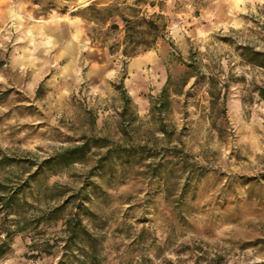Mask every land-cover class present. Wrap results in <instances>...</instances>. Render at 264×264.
<instances>
[{"label": "rangeland", "instance_id": "obj_1", "mask_svg": "<svg viewBox=\"0 0 264 264\" xmlns=\"http://www.w3.org/2000/svg\"><path fill=\"white\" fill-rule=\"evenodd\" d=\"M10 2L0 0V150L16 162L0 163V182H27L20 197L35 208L0 213V240L9 245L0 264H55L58 248L46 255L33 244L63 237L61 223L34 228L30 220L72 195L65 213L80 202L90 212L83 220L101 239L97 264H264V68L242 55L244 47L264 52V0L94 8L89 40L106 73L88 77L83 66L81 83L64 92L58 69L36 51L49 7L24 14ZM150 19L164 29L149 30ZM148 52L154 60L132 74L131 62ZM86 141L82 162L43 166ZM117 144L146 145V153L95 171Z\"/></svg>", "mask_w": 264, "mask_h": 264}, {"label": "trees", "instance_id": "obj_2", "mask_svg": "<svg viewBox=\"0 0 264 264\" xmlns=\"http://www.w3.org/2000/svg\"><path fill=\"white\" fill-rule=\"evenodd\" d=\"M107 9H104L106 11ZM122 21L125 22L126 28H129V20L124 16H121ZM146 23L149 30L157 31L160 29H164L163 25H157L153 20H147ZM151 47V44L148 45ZM243 56L248 61L249 64L259 66L264 68V52L256 51L248 47L243 48ZM3 62H0L2 65ZM40 90V87L38 88ZM257 92L259 97L264 101V86H260L257 88ZM161 98H164L167 102L169 97L167 87L162 90L160 95ZM215 101H219L220 96H216ZM225 107V106H223ZM159 106L156 102H153L152 111H158ZM223 111H225L223 109ZM146 145L139 146H128L124 147L121 145H109L106 146V150L104 154L99 157L96 162V165L93 169L97 172L105 171L109 169L111 172L115 169V167H124L130 166L133 159L136 157L142 158L145 155ZM91 151V147L88 142H83L80 145L66 148L62 152L55 154L43 161V166H47L49 168L52 167H62L67 166L72 163L82 162L86 156ZM0 163L4 162L6 165H11L16 162L15 159L7 158V156L3 155L0 150ZM175 155V154H174ZM153 157V156H148ZM149 165L148 167H150ZM163 166L162 163H158L154 166V172L157 171L158 167ZM35 179H33L34 181ZM88 184L83 186V189L86 188ZM90 185V183H89ZM92 185V184H91ZM30 185L26 182V184H20L16 188H7L3 186L0 182V213H4L7 217L9 215H16V209H18L21 205H26L29 207L35 208L32 204L27 202V200L22 199L20 196L24 192L25 188H29ZM94 188H99L97 185H93ZM74 195L70 196L69 199L66 200L64 204L46 209L39 210L37 216L32 218L30 223L34 228L38 227L41 224L44 225H55L58 222L61 223V231L63 232V237L56 239H42L39 243L33 244L36 246L37 253H44L46 255L52 254V251L55 248L60 250L61 257L55 264H97L98 257L101 247V239L100 236L91 232L84 224L83 217L91 216L90 212L85 208L82 202L78 203L75 206V212L65 213L66 211V203L74 199ZM83 199V198H82ZM22 230H19L20 232ZM11 230L5 228L3 230V234L6 237H10ZM34 243V242H33ZM9 245L7 241L0 240V260L3 256L8 252Z\"/></svg>", "mask_w": 264, "mask_h": 264}, {"label": "crops", "instance_id": "obj_3", "mask_svg": "<svg viewBox=\"0 0 264 264\" xmlns=\"http://www.w3.org/2000/svg\"><path fill=\"white\" fill-rule=\"evenodd\" d=\"M12 8L20 9L24 14L32 10L29 6L46 5V24L37 28V52L45 62V67L57 68L60 90L71 91L76 83H81V68L84 66L91 75L105 74V63L99 62L100 50L91 45L89 12L92 9L106 7L115 0H10ZM15 1V2H13ZM20 2V3H17ZM18 4V6H17ZM20 7V8H18ZM40 36V38H39ZM165 48L163 47V51ZM165 57V54L162 55ZM152 52L134 59L131 64L132 74L142 65L153 61ZM90 64V66H89Z\"/></svg>", "mask_w": 264, "mask_h": 264}]
</instances>
